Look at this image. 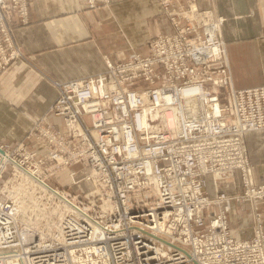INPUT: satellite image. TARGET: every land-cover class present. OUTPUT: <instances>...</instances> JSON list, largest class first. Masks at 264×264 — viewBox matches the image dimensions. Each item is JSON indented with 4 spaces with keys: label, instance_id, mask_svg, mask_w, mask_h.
I'll use <instances>...</instances> for the list:
<instances>
[{
    "label": "built area",
    "instance_id": "2783aa9c",
    "mask_svg": "<svg viewBox=\"0 0 264 264\" xmlns=\"http://www.w3.org/2000/svg\"><path fill=\"white\" fill-rule=\"evenodd\" d=\"M159 3L168 32L55 82L45 115L0 141V264H264V183L245 145L264 129V83L233 86L222 16ZM28 22L27 0H0V74ZM230 200L248 201L250 237L231 228Z\"/></svg>",
    "mask_w": 264,
    "mask_h": 264
},
{
    "label": "crops",
    "instance_id": "0c3cea01",
    "mask_svg": "<svg viewBox=\"0 0 264 264\" xmlns=\"http://www.w3.org/2000/svg\"><path fill=\"white\" fill-rule=\"evenodd\" d=\"M27 1L29 22L15 27L14 38L30 66L16 60L0 74V110H6L0 112V135L16 137L27 125L22 115L34 118L54 99L53 87L37 70L54 80L94 74L105 68L103 53L112 61L123 60L133 51L141 50L156 33L169 31L167 22L158 17L157 0H119L94 9H87L83 0ZM197 3L224 17L222 38L233 86L263 84L264 0H197ZM6 117L11 123L4 122ZM263 135L264 129L247 133L246 148L251 158L257 145L264 149ZM259 167L264 173V164ZM253 171L257 182H264V174L260 178L255 168ZM218 186L223 190L224 183L220 181ZM208 191L213 193L210 178ZM226 191L241 192L237 173L235 183ZM259 204L264 206V202ZM229 210L235 234L250 237L253 229L248 201L230 200Z\"/></svg>",
    "mask_w": 264,
    "mask_h": 264
},
{
    "label": "rangeland",
    "instance_id": "374dc122",
    "mask_svg": "<svg viewBox=\"0 0 264 264\" xmlns=\"http://www.w3.org/2000/svg\"><path fill=\"white\" fill-rule=\"evenodd\" d=\"M117 1H119V0H117ZM157 2H158V4H159V7H161V4L159 3V0H157ZM112 3V2H111ZM111 3H109V4H107V5H100V6H109ZM88 9V8H87ZM219 16H221V15H219ZM158 17L159 18H161L162 19V21H166V18H165V16H164V14H161V8H160V14L158 15ZM223 17V16H222ZM224 18V17H223ZM156 34H159V33H156ZM155 34V35H156ZM154 36V35H153ZM221 36H222V28H221ZM15 39V38H14ZM224 40V39H223ZM225 42V41H224ZM17 49H18V51H19V53H20V57L18 58V59H15V60H13V61H16V60H21V61H23L24 63H26L27 65H29L30 66V62H29V60H28V57H27V55L26 54H24L22 51H21V49H20V47L19 46H17ZM225 49H226V44H225ZM141 50H142V48H141ZM108 55H106L105 53H103L102 54V58H103V60L107 57ZM22 57H23V59H22ZM109 59V58H108ZM12 61V62H13ZM11 62V63H12ZM10 65V64H9ZM8 65V66H9ZM7 66V67H8ZM6 67V68H7ZM35 68V67H34ZM6 70V69H5ZM39 73V75L45 80V81H47L52 87H53V89H54V91H55V87H54V83L55 82H60V81H64V80H54V79H52V78H50V77H48L43 71H39V70H37ZM100 71V70H99ZM96 72H98V71H96ZM95 72V73H96ZM88 75H90V74H88ZM82 76H85V75H82ZM74 78V77H73ZM66 80V79H65ZM13 110H16V108L15 107H11ZM47 108L48 107H43V109L42 110H40L37 114H36V116L34 117V118H32L31 117V119L30 118H27L26 116H24V115H22V113H21V115L24 117L23 119H24V121L27 123V125H26V127H24L23 128V130L21 131V133L19 134V135H16V137L15 136H9V135H7V134H4V135H0V141L1 142H3V143H5V145L7 146V147H9V148H11V147H13L14 145H15V142H16V138L17 137H21V136H25L26 135V131L29 129V127H30V124L32 123V121L33 120H35V118H38V117H40V116H43V115H45V113H46V111H47ZM1 111H6V110H0V112ZM4 122L5 123H11L10 122V118L9 117H6L5 119H4ZM264 136V135H263ZM245 145H246V139H245ZM246 150H247V148H246ZM251 150L254 152V150H253V146L251 145ZM247 154H248V151H247ZM250 155V154H249ZM248 155V158H249V161H250V163H251V165H252V167H253V170H254V168H255V170H257L258 171V173H259V177L260 178H262V175L264 174V173H262L263 172V169H262V167H259L260 165H263L264 164V149H262V147L260 146V145H257L256 146V153L254 154V158H251V156H249ZM254 165H255V167H254ZM256 167H257V169H256ZM63 173H65V171L63 172ZM253 174H254V171H253ZM61 175V174H60ZM59 175V176H60ZM255 178V177H254ZM56 180H58V176L57 175H55V176H53L52 177V182H56ZM63 181H66V179H62ZM255 181L257 182V180L255 179ZM229 183H230V185H231V181H229ZM257 183H264V182H257ZM87 186V185H86ZM85 185H83V189L86 187ZM70 189L71 190H73V189H75V187H72V186H70ZM84 190H86V189H84ZM260 209V211L262 212V216H263V224H262V226H263V229H264V206L263 207H260L259 208ZM252 225V229H253V224H251ZM232 228V227H231Z\"/></svg>",
    "mask_w": 264,
    "mask_h": 264
}]
</instances>
